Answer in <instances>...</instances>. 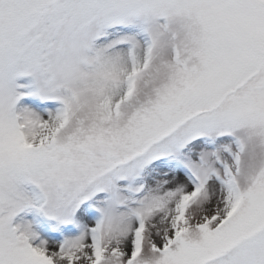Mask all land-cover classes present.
<instances>
[{
    "label": "snow or ice",
    "instance_id": "6c2138e0",
    "mask_svg": "<svg viewBox=\"0 0 264 264\" xmlns=\"http://www.w3.org/2000/svg\"><path fill=\"white\" fill-rule=\"evenodd\" d=\"M0 264H264V0H0Z\"/></svg>",
    "mask_w": 264,
    "mask_h": 264
}]
</instances>
